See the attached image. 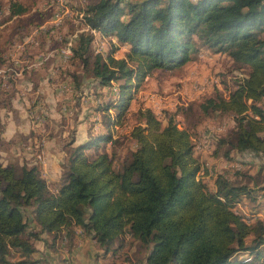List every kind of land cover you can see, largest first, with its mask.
I'll return each mask as SVG.
<instances>
[{
  "label": "trees",
  "instance_id": "obj_1",
  "mask_svg": "<svg viewBox=\"0 0 264 264\" xmlns=\"http://www.w3.org/2000/svg\"><path fill=\"white\" fill-rule=\"evenodd\" d=\"M29 10L22 0L9 5L11 18ZM79 10L86 30L65 40L69 73L76 91L88 88L99 99V126L94 131L89 117L88 139L77 143L73 136L54 188L40 166L23 165L18 173L0 162V264H39L36 241L57 252L65 240L70 251L81 234L105 256L132 238L146 252L137 264H264V220L248 222L235 210L244 199L256 200L264 185L255 190L219 174L211 189L192 134L174 116L163 124L152 109H141L127 136L135 147L124 159L116 148L126 136L114 135L147 76L179 69L206 48L249 67L227 97L217 92L201 104L206 115H234L224 157L264 155V0H92ZM95 32L109 38L110 51H94ZM1 46L0 64L7 61ZM124 46L126 57H116ZM85 79L91 84L84 88ZM114 83L116 98L105 102L103 89ZM242 171L239 177L253 179Z\"/></svg>",
  "mask_w": 264,
  "mask_h": 264
},
{
  "label": "rangeland",
  "instance_id": "obj_2",
  "mask_svg": "<svg viewBox=\"0 0 264 264\" xmlns=\"http://www.w3.org/2000/svg\"><path fill=\"white\" fill-rule=\"evenodd\" d=\"M15 1L18 0H0V44L7 60L0 64V162L16 167L18 173L23 165H37L45 177L54 162L52 167L61 169L62 174L71 150L68 143L73 136L79 140L87 138L86 121L89 117L92 123L95 122L94 131L101 118L94 114L99 102L95 93L88 88L80 93L74 88L69 73L70 68H74L69 58L71 42L65 44V40L73 41L78 33L86 30L83 13L79 9L85 8L92 0H22L30 5L31 10L11 18L9 5ZM94 34V51H110L109 38H103L97 32ZM127 52V46L120 47L115 56L126 57ZM248 71L249 67H238L225 53L206 48L193 54V59L183 68L172 72L154 71L135 90L125 118L114 127L115 136H126L116 148L120 157L124 159L135 147L134 140L127 136L140 121L139 111L149 108L163 124L174 116L181 128L190 131L196 157L203 167L213 172L210 178H204L208 185L216 175L223 174L232 180L248 182L258 190V185L263 186L260 169L264 157L248 152L246 157V153L244 156L233 154L235 160L226 159L224 154L228 147L224 139L234 129V115H206L201 109V104L217 92L227 97L235 88L236 81L246 76ZM90 84L87 79L83 81L84 88ZM116 88L117 83H114L113 87L103 89L105 102L116 98ZM110 112L115 115L114 110ZM6 136L11 139H6ZM216 150L219 156L215 155ZM239 170L251 173L253 179L239 177ZM247 199L235 210L248 222L259 217V213L264 218L262 203ZM57 248L58 251L69 252L65 240ZM88 249L90 258H94L92 254L98 252L91 247ZM145 255L140 243L126 237L124 248L103 262L137 264L138 258ZM11 258L14 262L19 260L17 254ZM43 259L48 260L43 257L39 264L46 262ZM62 264H73L71 256L64 258Z\"/></svg>",
  "mask_w": 264,
  "mask_h": 264
},
{
  "label": "crops",
  "instance_id": "obj_3",
  "mask_svg": "<svg viewBox=\"0 0 264 264\" xmlns=\"http://www.w3.org/2000/svg\"><path fill=\"white\" fill-rule=\"evenodd\" d=\"M184 67V66H183ZM181 67V68H183ZM88 121H86V128H87V138H83L82 140H79L76 138V142L77 143H82L84 141H86L89 137V132H88ZM6 139H11L10 136H6ZM257 154V153H256ZM248 154H245V157ZM262 157H264V155L259 154ZM196 156V153H195ZM242 156H244V153H242ZM199 159V158H198ZM200 161V160H199ZM232 165V164H231ZM54 166V162L50 164V169H49V175H47V179L49 181V183L51 184V186L54 188L56 186V183L59 182L60 178H61V169H58V167H52ZM262 170V174L263 176L261 177V182L264 185V164L261 165V169ZM203 172V176L202 179L204 180V178L207 176L208 178H210L211 175H213L212 170H210L208 168V173H205V171ZM201 172V174H202ZM219 175V174H218ZM213 179V182L211 183V185H209V187H211V189H215V180L217 178V176ZM207 178V179H208ZM206 182V180H204ZM264 192L262 190V192L259 193V195L256 197L257 203L261 204V206H264ZM248 200V199H247ZM259 218H261V213H259ZM264 220V218H261ZM81 232V231H79ZM85 242V243H84ZM36 247L38 248V251L34 254V257L37 259L42 260L43 257H47L48 260H45L47 263H51V264H62V260L64 258H66L67 256H71V259L73 260V264H110V263H104L103 261H106L108 259V257L110 256H105L102 254V250L98 248V246L96 245V243L94 242V240L91 237H87L84 236L83 234L79 235L77 243L75 246H73L71 248V250L67 253V252H63L58 251L59 249H57V252L51 251L43 241L38 240L35 242ZM42 245V246H41ZM60 246L59 244L57 245V247ZM41 247V248H40ZM89 247L95 249L96 252L95 254H92L94 256V258H90V250L88 249ZM43 248L45 250H43ZM98 248V249H97ZM48 251L53 252L54 255H49ZM100 251V252H99ZM58 253V254H57ZM98 254V255H97ZM56 256V258H55ZM97 256V258H96ZM243 256V254L241 255ZM101 258V259H100ZM109 260V259H108ZM46 262H43V264H47Z\"/></svg>",
  "mask_w": 264,
  "mask_h": 264
}]
</instances>
